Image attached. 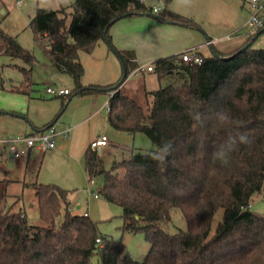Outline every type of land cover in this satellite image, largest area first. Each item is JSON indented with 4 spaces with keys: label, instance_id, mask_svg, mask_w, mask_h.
I'll list each match as a JSON object with an SVG mask.
<instances>
[{
    "label": "trees",
    "instance_id": "16d2710c",
    "mask_svg": "<svg viewBox=\"0 0 264 264\" xmlns=\"http://www.w3.org/2000/svg\"><path fill=\"white\" fill-rule=\"evenodd\" d=\"M151 11L143 0H74L57 10L38 8L29 24L52 66L73 79L75 95L115 91L109 99L111 129L145 134L157 147L154 154L171 145L164 164L136 148L110 169L97 150L89 148L85 155L89 178L103 179L97 195L122 208L123 229L146 237L148 255L142 262L132 259L122 242L100 234L96 222L73 214L71 191L57 185H32L45 226L32 225L22 209L15 211L21 197L8 193L11 182L5 179L0 181V264H94L95 255L98 264H264V216L250 210L264 190V49L246 44L229 54L216 51L196 66L180 62V55L159 59L153 71L158 78H176L146 91L140 103L120 88L139 67L136 54L116 49L109 31L121 19ZM160 16L199 28L167 8ZM107 28L108 46L123 62L126 77L109 87L83 86L80 54L93 53ZM0 43V56L25 64L12 65L23 74L12 92L30 95L36 56L1 26ZM221 113L227 120L219 119ZM229 148L230 162L221 165L214 153ZM176 210L186 229L172 234L168 227Z\"/></svg>",
    "mask_w": 264,
    "mask_h": 264
},
{
    "label": "crops",
    "instance_id": "0c3cea01",
    "mask_svg": "<svg viewBox=\"0 0 264 264\" xmlns=\"http://www.w3.org/2000/svg\"><path fill=\"white\" fill-rule=\"evenodd\" d=\"M154 7L163 9L165 4ZM243 8L247 12H242L245 15L240 16L239 23L234 24V20H230L231 17H228L227 20L220 21L222 22L221 30H216L214 26H206L205 28L199 26L197 29L186 26L180 27V25L170 21H161L153 16L143 14L119 20L110 28L109 34L111 42L116 49L133 50L135 52L139 67L134 71V74L137 75L141 72H147L146 69L150 63L154 64L159 59L180 55L182 52L179 51L183 48L184 52L193 47H199L202 56L211 57L216 51L229 54L243 45H253L254 38L251 37L252 34L249 31L250 35L238 32L241 28H246L245 24L250 11L247 1L243 4ZM231 22L233 23L232 26ZM147 25L150 28L167 27L173 29L177 31L180 39L172 41L167 47L157 44V40H154L155 44H151L145 39L148 31ZM263 32L264 30H262ZM211 39L216 40V43L213 46H207L206 43ZM57 52L60 55H64L61 49H57ZM165 55L170 56L163 57ZM46 61L45 63H39L45 70L44 81H61L66 73L53 67L49 60ZM80 61L85 71L82 78L83 86L109 87L117 85L122 79L121 77L124 73L122 62L116 52L109 48L106 41H101L91 54L81 53ZM17 66L20 67V65ZM36 70V66H34L32 71L33 85L38 81ZM22 80L13 86H19ZM55 87L69 89L57 84H55ZM44 94L53 96L47 92ZM44 94L41 92L37 93L34 89L30 95L18 94L23 96L22 106L12 107V110H8L9 114L0 113V125H3L0 127V137H2L0 141L9 140L20 135H33L44 131L49 126H54L59 133L56 148L47 153L33 150L23 158L16 160L10 157L5 148V153L8 155L6 159L11 163L7 164L3 160L0 161V172L6 176L3 180L7 179L11 183L16 184L22 183L25 188H32L35 183L44 184L42 182L48 181L47 183L49 184L57 185L61 188L64 187L63 189L68 188L66 190L69 191H76L78 187H89L87 182L93 184L96 179H99L91 180L89 178L85 162L86 152L95 138L102 134L108 136V146L97 150L98 153L102 150L101 158L105 165V155L111 154L108 152L115 150V153H121L123 159H126L125 155H130L135 149L129 145L133 143L136 134L125 135L116 133L108 124L109 91L75 95L74 90H70L69 95L53 96L56 100H48ZM44 166L46 168L45 178L40 176L41 169ZM11 195L19 196L17 194ZM96 195V193H90L88 202L91 203V206L82 215L97 223L101 220L100 217L106 219L107 216L99 214L102 207L92 206L93 201L101 198L100 196L96 197ZM102 200L105 202L104 207L108 206V202L104 199ZM74 201L72 196L70 210L73 214H76L74 209L78 207V204L76 203L77 201Z\"/></svg>",
    "mask_w": 264,
    "mask_h": 264
},
{
    "label": "rangeland",
    "instance_id": "374dc122",
    "mask_svg": "<svg viewBox=\"0 0 264 264\" xmlns=\"http://www.w3.org/2000/svg\"><path fill=\"white\" fill-rule=\"evenodd\" d=\"M21 1L22 5L18 6L17 0H0V2L2 3V5H0V26L7 34H9L11 37L16 38L23 47H25L36 56L37 64L35 66L37 69L36 75L38 76V81H36L35 85H33V89L36 90L37 93L41 92L42 94H44L46 93L45 90L47 89V87L54 88L55 84H57L63 87H67L70 90H74V81L68 74H65L61 81H44L45 70L42 65H39V63H45L48 59L46 58L42 47L35 42L33 31L29 26L30 21L35 16L38 8L57 10L62 7H69L74 0ZM167 1L168 0H145V3L151 8H153L154 6H163L165 4V7L163 9L167 8L170 10V12H175L176 14L186 19L192 20L201 28H205L206 26H214L216 30H221V20L224 21L227 20L228 17H231L230 20H234V24L239 23L240 16L245 15L244 13L247 12L246 9L243 8L244 2L242 0H170L168 4ZM2 11H4V13ZM242 12L244 13L242 14ZM232 25L233 23L231 22V26ZM146 28L148 29V31L145 39H147V41L151 44H155L156 42H154V40H157V44L161 45L162 47H167L172 43V41L180 39L177 31L167 27L150 28L147 25ZM238 32H240L241 34L247 33L248 35H250L247 28H241L240 30H238ZM251 37L254 38L252 45L254 49H264V32L260 35H258V32H256ZM255 38L257 39L255 40ZM183 50L184 48L180 49L179 52H183ZM166 56L170 55H165L163 57ZM16 64L20 65V67L25 66V64L20 60H11L7 56H0V113L5 112L6 114H9L8 110H12V107L22 106L23 96L18 95L11 90L12 87H14L13 85L23 79V74L21 73V71L12 66ZM149 65L154 67L153 63H150ZM134 73L135 72L131 73L128 76V78L123 82L120 88L124 94L140 103H143L145 101L146 91H155L162 87H166L172 84L176 78V75L174 74L160 80L155 72H141L137 75ZM44 95L48 100H56L53 96H48L46 94ZM2 126L3 125H0V127ZM120 134L129 135L126 133ZM1 139L2 137H0V140ZM129 146L136 148L140 153H147L157 149L152 140L142 133L136 134L133 143ZM5 148V144L1 142L0 161L3 160L8 164L11 162L6 159L8 155L7 153H5ZM101 152L102 150L99 151L100 157H102ZM108 153L111 154H107L104 157L106 162V169H110L115 161L123 160L121 153L117 154L115 153V150ZM126 155L125 158L129 156ZM45 171L46 168L44 166L41 169V177L43 176L45 178ZM65 174L67 175V173ZM5 177V174L0 172V181ZM47 182L42 183L49 184ZM102 182L103 179L99 177V179H96L93 184H89V182H87L89 187H78V190L76 191L71 190L70 197L73 196L75 200L74 202L77 201L76 203L78 204V207L74 209V212L76 214L82 215L87 209H89V207L91 206V203L88 202L89 195L91 192L97 194V188L102 184ZM9 194H17L21 197V201L15 207V211L22 209L32 225L38 227L45 226V223L40 219L39 216L37 199L33 188H25L22 183H11ZM104 205L105 202L101 198L92 202L93 207H102L99 211V214L101 216H107L106 219H102L103 217H100V219L103 221L100 220L97 222L100 234L103 236H107L117 242H122L126 246V251L132 257V259L138 262H142L150 251V242L141 233L133 234L123 229L125 220L123 218L122 208L110 203H108V206L106 207H104ZM104 209L108 210L105 211ZM250 210L258 215L264 216V190L260 195L254 196L251 202ZM220 217L221 212L218 214V219ZM185 229L186 221L184 215L180 210H176L172 215V222L169 224L168 231L174 234L179 230ZM92 261L94 264H98L99 257L95 255Z\"/></svg>",
    "mask_w": 264,
    "mask_h": 264
},
{
    "label": "built area",
    "instance_id": "2783aa9c",
    "mask_svg": "<svg viewBox=\"0 0 264 264\" xmlns=\"http://www.w3.org/2000/svg\"><path fill=\"white\" fill-rule=\"evenodd\" d=\"M145 0H143L144 2ZM249 6V17L245 24V27L248 29L249 33L252 35L256 32L264 30V0H247ZM0 5L2 3L0 2ZM17 5L21 6L22 1L17 0ZM162 8L153 7L151 13L159 14L161 13ZM216 43V40L211 39L206 43L207 46H213ZM204 61V56L200 53L199 47H193L188 49L180 54V62L186 63L189 65H201ZM147 72H153L154 67L149 65L146 69ZM46 92L53 96L69 95V89H62L58 87H47ZM115 91L109 92V97H113ZM109 110V105H108ZM59 133L56 131L54 126L47 127L44 131L35 133L33 135H20L13 137L9 140L0 141L6 145V150L10 157L14 160L23 158L24 156L31 153L33 150H36L41 153H47L56 148L57 136ZM109 139L108 136L102 134L95 138L91 144L90 148L92 150H98L108 146ZM98 195H96L97 197ZM97 243L102 244L101 239H97Z\"/></svg>",
    "mask_w": 264,
    "mask_h": 264
},
{
    "label": "clouds",
    "instance_id": "9594fccd",
    "mask_svg": "<svg viewBox=\"0 0 264 264\" xmlns=\"http://www.w3.org/2000/svg\"><path fill=\"white\" fill-rule=\"evenodd\" d=\"M219 119L221 121H225L227 120V117L221 113L219 114ZM245 138L244 137H241V141H243ZM171 147V145H168L165 150H164V153L163 154H154L153 152H149L147 153V155L157 161L159 164H164L168 155H170V151L168 150L169 148ZM230 157H231V148H229L228 150H220V151H217L216 153H214V159L215 160H218L220 162L221 165H224V166H227L230 162Z\"/></svg>",
    "mask_w": 264,
    "mask_h": 264
},
{
    "label": "water",
    "instance_id": "95a60500",
    "mask_svg": "<svg viewBox=\"0 0 264 264\" xmlns=\"http://www.w3.org/2000/svg\"><path fill=\"white\" fill-rule=\"evenodd\" d=\"M2 12L4 13V11H2ZM147 15L153 16V17H155L158 20L162 19V16H160V15H156V14H152V13H147ZM107 33H108V28L106 29V31L104 33V39H105L106 43L108 44L109 43V39H108ZM260 34H262V31L258 33V35H260ZM122 65H123V62H122ZM123 67H124V65H123ZM125 77H126V72H124L123 77H122L120 82H122L125 79Z\"/></svg>",
    "mask_w": 264,
    "mask_h": 264
}]
</instances>
